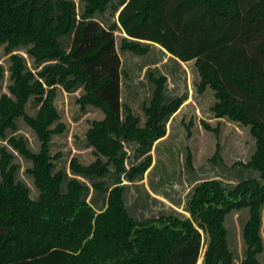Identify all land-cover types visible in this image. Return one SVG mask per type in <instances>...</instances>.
Returning <instances> with one entry per match:
<instances>
[{
	"label": "trees",
	"instance_id": "1",
	"mask_svg": "<svg viewBox=\"0 0 264 264\" xmlns=\"http://www.w3.org/2000/svg\"><path fill=\"white\" fill-rule=\"evenodd\" d=\"M40 1L0 0L4 53L24 48L36 65L56 61L35 74L26 70L22 55L11 53L6 93H1L0 65V140L5 141L0 146V264H264V0L118 2L114 17L123 37L120 51L144 56L156 47L165 52L164 59L191 64L196 92L211 93L212 116L247 128L253 139L252 151L250 146L242 155L246 160L231 163V168L252 171V177L235 185L204 179L188 195L187 217L162 215L144 221L133 219L123 201L120 174L128 158L124 143L147 148L153 139L167 137L171 118L189 97L166 104V76L150 73L152 96L142 109L145 122L138 126V117L121 103L115 34L91 18L103 14L112 0H83L77 21L72 0ZM69 35L66 50L60 39ZM57 85L64 92L56 96ZM78 90L75 103L81 110L89 105L103 114L85 132L95 160L83 164L72 157L67 171L55 169L53 160L62 155L50 154L52 137L61 135L65 126L52 125L59 120L60 106L68 104L66 95ZM30 99L37 107L31 115ZM200 125L216 140L208 162L226 166L219 127L205 119ZM240 142L236 139L234 147L239 155ZM18 159L26 164L21 173ZM186 162L192 168L190 150ZM151 163L148 156L124 175L131 181ZM112 169L115 185L105 208L96 213L82 197L91 189L103 192V183L90 189L75 176L104 180ZM232 215L234 232L225 225ZM228 232L234 234L233 245ZM202 233L206 241L200 256Z\"/></svg>",
	"mask_w": 264,
	"mask_h": 264
},
{
	"label": "rangeland",
	"instance_id": "2",
	"mask_svg": "<svg viewBox=\"0 0 264 264\" xmlns=\"http://www.w3.org/2000/svg\"><path fill=\"white\" fill-rule=\"evenodd\" d=\"M51 1L54 2L55 0ZM72 1L75 5V19L77 21L83 12L85 2L83 0ZM119 1L120 0H112L103 14L96 12L91 18L96 19L106 29L115 34L117 42L116 49L119 50L122 63L120 67L122 74L120 91L121 103L130 107L132 114L138 117V126H140L145 119L142 110L143 106L149 104L153 91V85L149 80L150 73L153 75L161 73L167 74L169 79L163 94L164 102L166 104L171 102L174 97H180L182 102L186 97H189L190 100L187 103H183L179 113L171 118L169 134L167 137L158 142L150 143L147 148L124 143L123 150L126 152V155H128V161L125 160L120 177L130 183L127 188V194L133 195V191H139L138 193L141 194L140 198L144 200L145 193H142L141 189L143 186H148L150 188H148V190H151L152 192L155 191L158 194L156 195L157 198H159H149L144 202H139L136 208L127 204V208L130 214L137 216L139 220H145L147 217L152 216L159 217L162 215H176L184 218L188 216V214L184 212L188 195L191 189H193L200 181L214 178L219 179L224 183H229V185H235L236 182L240 181L242 178L248 179L252 177L250 175V172L252 171H244L245 169H239L237 167L231 168V163L237 160H246L242 155L245 154L246 149H250V146L252 151L253 139L249 136L247 128L231 123L226 119H215L212 116L209 111V104L212 100L211 93L205 91L203 94H198L196 92L195 84L197 82L195 83L196 79L191 64L181 65L173 58L164 59L162 52L156 47H152L151 52L145 56L135 55L125 50H122L124 53L120 51V41L123 37L117 34L120 29L117 26L114 17L115 8ZM54 10L56 11V9ZM55 11L54 15L56 14ZM11 53L22 55L24 57L23 61H25L26 70H30L35 74L47 65L34 64L33 60L26 55L24 48L6 54L4 53L3 47H0V65L4 70V77L1 80V93H6L7 86L11 84L9 72V56ZM126 54L127 57H125ZM122 56H124L125 59ZM77 86H80L79 89L82 91L81 85ZM61 90L62 85H59L56 95L60 94ZM80 90L75 92V95H66L68 98V104L66 106H60L59 120L55 121L52 125V128L55 127L57 123H63L65 126V130L61 135H54L52 137L50 154L53 156L57 153H61L62 155L60 159L53 160L55 169H65L67 171L68 162L72 157H77V159L83 164H88L95 160V158L90 155L92 149L88 147L85 132L90 121L99 120L98 117H101V113L99 112L100 116H98L95 110H91V108L89 110H86V108L85 110H81L80 107L76 105V95L81 93ZM60 97L62 96L60 95ZM28 105L27 113L30 115L34 114L33 112L35 111L36 106L34 105L33 100H31ZM125 115L126 112L124 108H122V120ZM168 116L169 115H167L162 121L164 129L165 121ZM201 119L209 121L212 127H219V141L226 166L216 167L208 162L209 157L214 153L216 140L212 133L204 132L200 125ZM238 138L241 140L239 148L241 155L237 154L234 150L235 141ZM3 144H5V141L0 140V146ZM34 150L37 152V147ZM188 150L191 151L192 168H190L186 162ZM150 152L152 153L151 157L154 160V165L151 171L148 174L145 172L143 176H136L133 180L129 181L124 175V171L127 170L130 165L145 160ZM21 162L22 166L20 173L26 168V164L23 160L18 159V163L20 164ZM112 176L113 175H111V177L109 176L107 182L111 181L110 178H112ZM253 176H255V174ZM23 178L25 181H28V178L24 175ZM66 180H68L67 177L65 182ZM80 182L91 189L92 185L100 182L104 183V180L86 178L85 180L80 179ZM27 183H30V181ZM31 183L33 185L32 180ZM61 189L65 192L66 183L62 184ZM32 191H36L34 190V186ZM98 197H103L102 192L91 189V193L83 194L82 198L89 201L90 198L96 200ZM163 200L168 202L170 206H168ZM240 217H244V213L242 215L239 214V218ZM225 225L227 230L230 229V231L234 232L233 215L229 216L228 222ZM201 235L202 249L200 251V256L203 254L206 241V235L204 233ZM233 235V233L228 235L230 245H233L232 242L235 243ZM262 236L264 237V231L262 232ZM233 251L236 254V250Z\"/></svg>",
	"mask_w": 264,
	"mask_h": 264
},
{
	"label": "crops",
	"instance_id": "3",
	"mask_svg": "<svg viewBox=\"0 0 264 264\" xmlns=\"http://www.w3.org/2000/svg\"><path fill=\"white\" fill-rule=\"evenodd\" d=\"M127 1V0H126ZM66 39H63V38H61L60 39V41L61 40H64V48L66 49V50H68L69 49V47H70V39H71V35H69V37H65ZM115 46H116V48H117V42L115 43ZM117 50V49H116ZM117 52H118V54H119V56H120V60H121V55H120V53H119V50H117ZM151 52V50L146 54V55H148L149 53ZM162 52V51H161ZM164 52V51H163ZM162 52V56L164 57L165 56V52L163 53ZM145 56V55H144ZM171 58V57H170ZM176 59V58H175ZM178 59H176V61H177ZM56 61L55 60H46V61H42L41 63H39L38 65H40V64H47V65H49V64H54ZM122 64V63H121ZM158 75H164V76H166V78H167V81H166V84H165V86H164V90H163V94H164V92H165V88H166V85H167V83H168V76H167V74L166 73H161V74H158ZM121 76H122V74H121ZM152 84V83H151ZM58 86L59 85H57V88H58ZM56 91H57V89H56ZM64 92V91H63ZM57 94V93H56ZM57 96V95H56ZM34 96H31L30 98H33ZM174 98H176V97H174ZM173 98V99H174ZM31 100V99H30ZM30 103V102H29ZM28 103V104H29ZM29 105H27V107H28ZM91 108V110H95L96 112H97V115L98 116H100V113H101V117H98V119H102L103 118V114H102V112L101 111H97V109H95V108H93V107H91V106H86V110H89ZM36 109H37V107H36ZM100 112V113H99ZM144 122H145V119L142 121V124H140V126H143V124H144ZM161 138V137H160ZM156 139H158V138H155V139H153L150 143H152V142H156L157 140ZM162 140V139H161ZM158 142V141H157ZM132 146H138V145H134V144H132ZM139 147V146H138ZM124 149V148H123ZM152 153L150 152L149 153V155H147V157L148 156H152L151 155ZM128 156V155H127ZM152 158V157H151ZM126 161H128V158L126 159ZM139 163V162H138ZM154 163V160L152 159V165L148 168V170L146 171L147 173L146 174H148L150 171H151V169L153 168V164ZM137 164V163H136ZM132 165H135V164H132ZM132 165H130L129 167H131ZM128 167V168H129ZM127 168V169H128ZM111 169V168H110ZM113 170H111L110 172H109V174H108V176L104 179V183H103V185H104V191L102 192V194H103V197H98V198H96V200H93V198H90V200L89 201H87V202H89L90 204H91V206L95 209V211H96V213H99V212H101L104 208H105V206H106V198H107V195H108V192H109V190L115 185V179H114V177L112 176V178H110L111 179V181H109V182H107L108 181V179H109V176L111 177V172H112ZM125 173V172H124ZM145 174V175H146ZM69 176H73V175H70L69 174ZM143 176V175H142ZM78 180H80V179H86V178H88V177H86V176H75ZM105 180H106V182H105ZM121 180H122V182H123V184L125 185V190H124V192H123V201H124V204H125V206H126V208H127V204H129V205H132V207H134V208H136L138 205V203L139 202H144L145 200H147V199H149V198H152V199H155V198H157V196L156 195H158L155 191H151V190H148V186H143V188L141 189L142 190V193H145V196H144V200H142V198H140V193H138L139 191H133V195H131V194H127V188H128V186H129V184L130 183H128V181H125L124 180V178H122L121 177ZM150 189V188H149ZM90 193H91V191H90ZM127 197H128V199H127ZM157 199H159V198H157ZM164 201V200H163ZM164 202H166V201H164ZM167 204H168V202H166ZM170 206V205H169ZM127 211H128V213H129V215L133 218V219H135V220H138V221H144V220H139L138 218H137V216H134V215H131L130 214V212H129V210H128V208H127ZM186 213V212H185ZM187 214V213H186ZM154 215V214H153ZM149 218H157L156 216H152V217H147V219H149ZM147 219H145V220H147ZM201 263H202V261H201Z\"/></svg>",
	"mask_w": 264,
	"mask_h": 264
}]
</instances>
